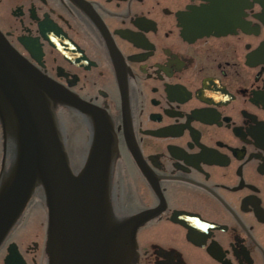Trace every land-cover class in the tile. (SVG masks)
Instances as JSON below:
<instances>
[{
	"label": "flooded vegetation",
	"instance_id": "af4514ba",
	"mask_svg": "<svg viewBox=\"0 0 264 264\" xmlns=\"http://www.w3.org/2000/svg\"><path fill=\"white\" fill-rule=\"evenodd\" d=\"M0 33L107 120L108 218L150 211L125 264H264V0H0ZM45 243L29 200L0 264H48Z\"/></svg>",
	"mask_w": 264,
	"mask_h": 264
},
{
	"label": "water",
	"instance_id": "95a60500",
	"mask_svg": "<svg viewBox=\"0 0 264 264\" xmlns=\"http://www.w3.org/2000/svg\"><path fill=\"white\" fill-rule=\"evenodd\" d=\"M57 105L92 117L90 147L86 126L68 112L58 118ZM0 128L2 169L10 163L0 182V240L40 188L48 264H125L126 244L133 246L150 211L121 223L108 218L114 142L107 120L42 75L1 33Z\"/></svg>",
	"mask_w": 264,
	"mask_h": 264
},
{
	"label": "rangeland",
	"instance_id": "374dc122",
	"mask_svg": "<svg viewBox=\"0 0 264 264\" xmlns=\"http://www.w3.org/2000/svg\"><path fill=\"white\" fill-rule=\"evenodd\" d=\"M2 145H3L2 144V133H1V128H0V168H1V162H2V159H1ZM9 166H10V163L5 161L4 169H9ZM30 200L33 202L39 201V202L43 203L44 202V196H43L42 190L40 188L36 189L33 196L30 198ZM41 216H42V214H41Z\"/></svg>",
	"mask_w": 264,
	"mask_h": 264
}]
</instances>
